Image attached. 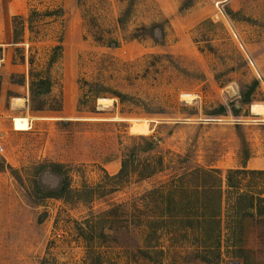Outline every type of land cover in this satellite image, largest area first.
<instances>
[{"label": "rangeland", "instance_id": "1", "mask_svg": "<svg viewBox=\"0 0 264 264\" xmlns=\"http://www.w3.org/2000/svg\"><path fill=\"white\" fill-rule=\"evenodd\" d=\"M0 82V264H264V0H0Z\"/></svg>", "mask_w": 264, "mask_h": 264}, {"label": "trees", "instance_id": "2", "mask_svg": "<svg viewBox=\"0 0 264 264\" xmlns=\"http://www.w3.org/2000/svg\"><path fill=\"white\" fill-rule=\"evenodd\" d=\"M55 14H53L52 12L49 13L48 17H62V15H60V10H57L56 12H54ZM37 15V13H32V15ZM62 14V12H61ZM32 18V17H31ZM33 22V20H32ZM30 21V23H32ZM33 30V27H31ZM32 30H30L32 33ZM24 35H25V23H24V19L22 17H14L12 19V45H20L22 43H24ZM62 39L60 38L58 40V44L57 46H55L53 48V54L51 56V60L50 63L52 65H54L58 59L61 57L62 52H63V46H62ZM30 64L33 65L32 61L30 62ZM20 83V82H19ZM21 83H24V79L23 81H21ZM51 90V82L50 80L47 79H43V78H37L34 74L33 71L30 72V94L32 97V101L35 99H40L41 96L47 95L50 93ZM0 91H1V82H0ZM248 99H249V94H248ZM37 111H42V108H37ZM224 113V108H221L220 111L218 112V115H221ZM155 146L154 143L150 144V150L153 149ZM134 156L130 157H126L122 160V164H121V169L119 171V173L115 176L116 180H125L128 178V174H129V168L130 166L132 168L135 167V161H134ZM246 158H249V155L246 156ZM162 164V160H160V165ZM57 169H62V166L60 165H56L54 166ZM150 169V168H149ZM156 170H149L148 174H153L155 173ZM200 173L199 175L202 176L205 180V192L204 193H209V195H212L213 198L216 201V210L217 212L215 214H211L208 217H212L211 220L209 218H204L206 223L212 224L213 226L217 227L218 229L216 230L215 228V242H213V245L216 243L217 245L220 244V222H219V217H220V213H221V207H222V201H223V190H222V178L220 177V173L217 170H202V171H194L191 172L189 174V177L193 176L194 173ZM249 173H260V172H255V171H248L246 169H237V170H229L228 171V177H227V185H228V189H233V188H237L238 186H236V184L233 182L234 177L238 176V175H243V174H249ZM147 174V175H148ZM199 177V176H198ZM68 184L65 182V185L63 186L60 195H67V193L69 192V188H68ZM53 194H50L48 196H46V198L48 197H53L51 196ZM239 199H246L248 196L245 195H239L238 196ZM241 201V200H240ZM248 208L250 210H253L255 208V198L251 197L248 200ZM204 221V220H203ZM204 221V222H205ZM218 247V246H217Z\"/></svg>", "mask_w": 264, "mask_h": 264}, {"label": "bare ground", "instance_id": "3", "mask_svg": "<svg viewBox=\"0 0 264 264\" xmlns=\"http://www.w3.org/2000/svg\"><path fill=\"white\" fill-rule=\"evenodd\" d=\"M185 97L186 98H189L191 96L187 94V95H185ZM16 100L17 101H22L21 99H16ZM99 103H101L103 105V104H107V103H111V102L108 99L101 98V99H99ZM105 106H107V105H105ZM251 111H252L253 114L258 115V116H263L264 115V107L262 105H259V104L252 105L251 106ZM149 131H150V127L146 123L134 122L131 125V132L133 134H136V135H145Z\"/></svg>", "mask_w": 264, "mask_h": 264}, {"label": "crops", "instance_id": "4", "mask_svg": "<svg viewBox=\"0 0 264 264\" xmlns=\"http://www.w3.org/2000/svg\"><path fill=\"white\" fill-rule=\"evenodd\" d=\"M250 164H251L250 161H248V163H247V165H246V169H251V168H250Z\"/></svg>", "mask_w": 264, "mask_h": 264}, {"label": "built area", "instance_id": "5", "mask_svg": "<svg viewBox=\"0 0 264 264\" xmlns=\"http://www.w3.org/2000/svg\"><path fill=\"white\" fill-rule=\"evenodd\" d=\"M4 149L2 147H0V153H3Z\"/></svg>", "mask_w": 264, "mask_h": 264}]
</instances>
